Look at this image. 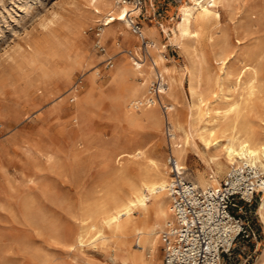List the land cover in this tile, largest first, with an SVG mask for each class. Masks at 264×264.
Listing matches in <instances>:
<instances>
[{"label": "rangeland", "instance_id": "obj_1", "mask_svg": "<svg viewBox=\"0 0 264 264\" xmlns=\"http://www.w3.org/2000/svg\"><path fill=\"white\" fill-rule=\"evenodd\" d=\"M140 1V4L135 2L140 9L137 14H132L134 20L130 32L123 34L120 26L115 25L101 45L97 34L104 26L96 22L99 17L93 12L92 0H0V264H119L118 260L111 258L109 248L99 249L88 241L81 246L77 236L80 220L104 195L103 180L108 179L116 163L113 159L98 156L99 147L111 146L119 152L128 134H138L148 157H161L167 162L171 156L170 123L164 121L159 132L149 121L129 124L123 118L122 109L113 103L117 95L128 93L131 83L142 81L131 72L130 52L137 50L145 64H150L149 54L139 38L138 30L146 28L152 31L165 45L167 66L185 82L175 99L177 110L182 113L192 102L186 88L188 68L195 55L188 48L186 38L180 43L174 41L177 24L181 20L180 7L192 0ZM219 10L220 23L208 29V34L213 36L212 41L205 39L201 44L208 59L214 61L211 68L218 70L219 64L214 60L219 51L216 43L225 40L230 61L236 60L237 66L241 60L251 63V55H258L260 75L264 81V0H224ZM55 15L58 20L53 27L54 34L45 32L43 24ZM75 22L82 24V31L77 36L72 28ZM51 34L56 35L54 37L63 46L73 43L81 50L82 61L72 69L69 77L60 71L61 65L53 55L54 48L60 51L62 47L44 43L43 53L36 59L27 50L31 40L53 37ZM107 51L108 55L104 56ZM113 64L114 67L127 64V74L113 78L110 73ZM97 71L101 74H97ZM91 76L94 82L89 80ZM155 78L156 75L153 81ZM86 87L90 88L87 97L94 104L87 105L84 122L80 121L78 125L71 115L74 109L70 108L74 103L72 94L84 96ZM231 91H226V94L234 99L241 88ZM49 93L51 96L48 97ZM108 97L109 100L106 99ZM254 102L260 111L264 109V91ZM218 105L221 108L226 106L223 102ZM89 111H92L91 115ZM158 112L162 119L168 116L162 106L158 107ZM84 126H88L87 130ZM76 141H79L78 176L72 167ZM47 149L54 153V162L40 161L38 155ZM202 155H206V149L199 142L197 151L187 158L186 173L190 177L197 169L204 168ZM122 165L130 164L124 160ZM226 174L224 168L219 181ZM262 193L263 190L259 191L250 205L245 204V216L252 225L255 224L258 234L257 249L250 252V257L244 262L249 252L244 254L241 248L235 247L231 257L224 258L223 264H253L259 255L264 229L257 206ZM163 257L161 241L159 258L163 261Z\"/></svg>", "mask_w": 264, "mask_h": 264}, {"label": "bare ground", "instance_id": "obj_2", "mask_svg": "<svg viewBox=\"0 0 264 264\" xmlns=\"http://www.w3.org/2000/svg\"><path fill=\"white\" fill-rule=\"evenodd\" d=\"M92 1L94 2L93 12L99 17L96 22H100L99 25L104 26L102 31L97 34L98 42L101 45L115 25L120 26L123 34L130 32L134 20L132 14H137L140 9L135 5V2L131 0ZM223 1L192 0L189 4L180 7L181 20L177 24L178 31L174 41L180 43V40L186 38L189 41L188 48H191L195 55L191 67L188 68L189 81L186 88L192 102L182 110V113L177 110L175 99L177 93L183 89L185 82L183 83L182 78L167 66L168 58L164 54L165 45L160 43L154 33L146 28H141L138 32L139 38L145 44L149 54L150 64H145V60L142 59L137 50L130 52L129 63L131 72L140 77L142 81L131 83L128 93L123 92L113 98L115 99L113 101L115 107L122 109L123 118L129 124L138 125L143 121H149L154 129L159 132L164 121L170 123L168 126L171 136L169 141L170 153L175 157L177 166L183 175L202 189L218 186L221 182L219 181L220 172L224 171V168L228 173L231 167L250 164L259 167L264 173V109L260 111L254 102V99L264 91V81L260 75V59L257 60L258 55H251V63L241 60L239 61L240 65L237 66L236 60L230 61L226 41H219L216 43L219 45V51L214 59L219 64V71H213L211 66L214 61L209 60L206 51L201 48L205 39L212 41L213 36L208 34V29L211 25L220 23L219 6ZM117 2H121V4L117 5ZM122 16L124 19H121ZM57 20L55 15L54 18L43 24L44 31L53 33V27ZM75 23L72 24V28H74V34L77 36L82 31V24ZM54 36L56 35L31 40L27 50L32 53L33 59H36L43 53L44 43L62 47L60 51L54 48L53 55L55 58L57 57V63L61 65L60 71L69 77L72 69L80 65L83 56L75 44L70 43L63 46ZM88 37L86 36V38ZM89 43L91 42L89 41ZM105 55H108V51L105 52ZM88 61L86 60V62ZM125 65L127 64L114 67L113 64L110 71L111 76L115 78L127 74L129 69ZM96 73L101 74L100 71ZM155 75L156 78L161 79L159 96L157 99L153 98L151 104L144 105V102L150 97L149 92L152 83L155 81H153ZM89 80L94 82L92 76ZM43 88L45 89V87ZM239 88H241V92L236 95V98L231 99L227 96L226 91L232 89L238 91ZM85 92L86 95L80 97L76 93L72 94L74 103L72 102L73 105L70 108L74 109L71 115L78 125L80 121L84 122L85 111H88L86 110L87 105L89 103L94 104L87 97L90 88L86 87ZM49 96H51L50 93ZM106 99L109 100L110 98ZM219 102H223L226 106L224 108L219 107ZM159 106L164 107L167 111L168 116L164 119L158 112ZM89 112L91 115L92 111ZM113 119L116 120V117ZM122 123L124 122L122 121ZM90 124L91 128L92 125ZM87 128L88 126L85 130ZM133 130L135 131V129ZM91 134L94 133L91 132L89 135ZM139 136L138 134H128L126 143L119 147V152L111 146L99 147L98 156L113 159L116 163L108 179L103 180L104 195L95 201L93 207L85 212L84 217L80 220L81 225L77 240L81 246H84L85 242L88 241L93 247L109 248L112 251L111 258L118 260L119 264H162V260L159 258L161 234L173 220L171 194L169 192L172 175L168 163L164 162L161 157H148ZM86 138L88 139V137ZM199 142L206 149V155H202L204 168L202 170L197 169L190 177L186 173L188 169L187 158L189 154L197 151ZM75 152L72 167L75 175L78 176L79 141L75 142ZM38 156L40 161L45 163H51L55 160L54 153L49 149ZM124 160L130 165L123 166ZM257 213L264 229V188L257 206ZM253 264H264V238L260 253Z\"/></svg>", "mask_w": 264, "mask_h": 264}, {"label": "built area", "instance_id": "obj_3", "mask_svg": "<svg viewBox=\"0 0 264 264\" xmlns=\"http://www.w3.org/2000/svg\"><path fill=\"white\" fill-rule=\"evenodd\" d=\"M160 84L161 79L156 78L144 105L157 99ZM167 163L172 175L173 220L161 234L162 264H223L235 247L244 254L249 252L244 259L247 262L259 238L255 224L245 216V204L250 205L263 190L262 170L250 164L234 166L218 186L202 189L183 175L174 156H169Z\"/></svg>", "mask_w": 264, "mask_h": 264}, {"label": "snow or ice", "instance_id": "obj_4", "mask_svg": "<svg viewBox=\"0 0 264 264\" xmlns=\"http://www.w3.org/2000/svg\"><path fill=\"white\" fill-rule=\"evenodd\" d=\"M121 19H124V17L122 16Z\"/></svg>", "mask_w": 264, "mask_h": 264}]
</instances>
